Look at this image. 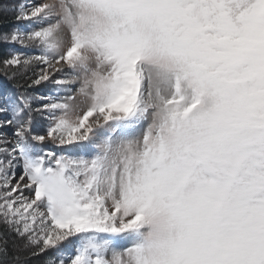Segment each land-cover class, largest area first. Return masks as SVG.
Wrapping results in <instances>:
<instances>
[{
	"label": "snow or ice",
	"instance_id": "snow-or-ice-1",
	"mask_svg": "<svg viewBox=\"0 0 264 264\" xmlns=\"http://www.w3.org/2000/svg\"><path fill=\"white\" fill-rule=\"evenodd\" d=\"M16 19L28 28L2 39L35 51L4 64L42 65L31 86L51 88L0 98V127L14 128L0 141V223L19 241L9 257L0 233V258L186 264L197 213L176 195V161L193 131L243 116L264 150V0H30ZM249 264H264V239Z\"/></svg>",
	"mask_w": 264,
	"mask_h": 264
},
{
	"label": "clouds",
	"instance_id": "clouds-1",
	"mask_svg": "<svg viewBox=\"0 0 264 264\" xmlns=\"http://www.w3.org/2000/svg\"><path fill=\"white\" fill-rule=\"evenodd\" d=\"M255 127L241 116L196 129L177 159L176 195L197 213L180 247L186 264H249L264 239L257 226L264 214V150L256 147ZM144 234L152 237L150 229Z\"/></svg>",
	"mask_w": 264,
	"mask_h": 264
},
{
	"label": "trees",
	"instance_id": "trees-1",
	"mask_svg": "<svg viewBox=\"0 0 264 264\" xmlns=\"http://www.w3.org/2000/svg\"><path fill=\"white\" fill-rule=\"evenodd\" d=\"M5 0H0V84L4 86L7 90H12L15 94L20 95L24 92V90H35L39 94L43 93L47 89H50V86H45L43 91H38L37 88H31V79L33 77L34 69L29 71L18 70L16 67H7L4 64V60L10 58L12 55L13 49L17 46L15 42H12L10 39L8 41H4L2 39L4 34L11 33L12 29L19 24L20 21H17V8L22 0H8L7 5L5 4ZM4 5L3 9L2 6ZM8 7L7 9H4ZM14 7L11 11L9 7ZM42 89L39 87V90ZM17 90V91H16ZM36 116V113L34 112ZM0 233H4L8 236L9 245H8V254L9 257L13 251L12 242L15 241L19 243L17 237L14 234L8 233L7 226H0ZM49 257H53L51 252L48 253ZM45 254H40L35 257L29 258V264H42L45 260ZM54 258V257H53ZM1 264H11L10 259L8 258H0Z\"/></svg>",
	"mask_w": 264,
	"mask_h": 264
},
{
	"label": "rangeland",
	"instance_id": "rangeland-1",
	"mask_svg": "<svg viewBox=\"0 0 264 264\" xmlns=\"http://www.w3.org/2000/svg\"><path fill=\"white\" fill-rule=\"evenodd\" d=\"M5 4L7 5V2L8 0H5ZM26 2H30V0H22L21 3H26ZM52 0H36V3H51ZM4 5L2 6V9H3ZM4 9H7L8 10V7L5 6ZM14 7H9V10H13ZM18 9V8H17ZM28 28V24L27 22L25 21H20L19 24L15 27V29H19V30H25ZM14 30V29H12ZM12 32V31H11ZM16 43V47L13 49L12 51V54H18V53H25V54H29L30 52H34L35 50H29L27 48V46H22L20 45L18 42H15ZM41 67H43L42 65L40 66H36L34 68V72H39L41 70ZM66 68V66H64ZM57 78H65V79H69L70 80V76H65V75H61V76H58ZM45 86H50V85H44V86H41L39 90V87H31V88H37L38 91H43V88ZM71 87V92L70 93H64L63 95H73V96H76L77 95V89L80 87V82L79 81H75V82H72L70 83L69 85ZM51 88V86H50ZM17 91V90H16ZM26 90H24L25 92ZM49 91V89H47L46 91H44L43 93ZM23 92V93H24ZM27 94L28 95H37L39 94L37 91L35 90H27ZM7 96H11L13 98H16V99H19L20 95L18 94H15L12 90H7L4 88V86L2 84H0V98H3V97H7ZM32 104H33V108H39L41 106L40 104V101H37V100H33L32 101ZM35 116V115H34ZM35 118L37 120H39L41 123H44V117L39 115L38 113H36V116ZM0 119H2V117H0ZM91 122V120H90ZM150 122V117H149V120L148 121H142L140 122L136 127H137V130L138 131H141L143 130L144 128L147 127V124ZM34 131H37V129H34ZM13 133H14V128L11 127V126H3V127H0V141H7L8 142V145L11 146L12 142H13ZM57 147V145H54L52 144L51 141H48V145L45 147L44 151H47V150H50L51 148H55ZM22 174V169H17L16 171V174H15V178L12 180V184H15L16 183V180L19 179L20 175ZM22 183H27V181H23ZM25 195H28L29 193L27 192V190H25ZM15 195V194H14ZM1 225H4L3 223H0V226ZM124 246H130V242L126 243ZM122 250V249H121ZM0 264H1V261H0Z\"/></svg>",
	"mask_w": 264,
	"mask_h": 264
}]
</instances>
